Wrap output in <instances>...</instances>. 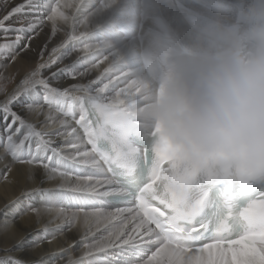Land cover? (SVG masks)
Instances as JSON below:
<instances>
[{"label": "snow or ice", "instance_id": "6c2138e0", "mask_svg": "<svg viewBox=\"0 0 264 264\" xmlns=\"http://www.w3.org/2000/svg\"><path fill=\"white\" fill-rule=\"evenodd\" d=\"M116 2L117 0H111L110 3L102 6L109 8ZM85 6L86 4L83 10L88 12ZM55 7L58 8L59 4ZM42 8L44 6L37 4L36 0H25V3L11 6L5 4L3 15H0V32H24L23 28H11L10 22L19 15L31 14L26 12V9L34 10L38 14ZM46 10L53 12L47 17L48 20L55 22L58 18L66 19L63 13H56L53 10L51 2L47 3ZM89 14L91 15L90 12ZM41 23L40 15H36L29 21L28 30L34 32ZM23 39L24 37L18 34L11 43L0 44V53L10 50L12 58L15 59L18 54L15 53V46ZM96 47L108 52V55L104 56L105 60L111 58L109 67L104 69V72L109 73L106 78L107 83L98 89H93L91 85L83 86L85 95L72 97L81 101L78 123H82L86 131L87 141L84 144L91 145L90 151L82 153L80 145H71L77 155L65 156L63 149L54 146V141L45 138L48 135L46 132L36 130L33 124L27 122L14 110L15 106L21 103V97L27 95L35 85H48L46 79H37V77L41 69L50 68L56 63L55 60L50 58L49 62L38 65L11 93L7 91L6 85L0 84V93L5 94V99L0 101V112H3L5 120L9 118L11 120L6 124L5 129L4 155L10 154L13 161L29 165L41 164L53 177L60 168L70 167V161L75 165L73 171H77L82 165H91L96 170L94 176L77 175L76 182L68 187L61 184L57 190L28 191L24 193V201L16 203L19 205L26 201L27 208L39 213L40 209L35 208L32 203L34 196L39 193L45 204L74 205L78 209L70 214L63 208L59 209L58 214L66 217L68 226L80 222L82 218L83 224L87 227L93 217L97 219V225L101 221L109 225L105 229L108 231L107 236L94 238L93 243L85 245L86 250L82 257L87 258L86 260L70 258L68 264H130L129 258H135L137 264H264V192H260L239 210V216L246 222L242 230H234L229 222L234 214L231 203L228 204L227 216L214 228L211 221L200 219L210 195L205 193L191 208L194 219L187 230L176 229L180 234L178 239L187 243L180 248L170 246L171 241L161 239L160 230L152 222L153 210L159 200L160 184L157 168L159 158L153 153L147 140L138 138L133 123L130 105L136 99L135 76L120 64L119 55L110 50L107 42L101 41ZM115 73L118 75H114ZM120 84L125 86L119 87L116 91ZM109 85H112L111 91H114L115 95L105 97L102 94L109 89ZM66 97H68L66 90L61 92L50 88L49 94L44 99L49 105L59 106ZM26 107L33 113L40 111L32 104ZM49 118L54 119L51 115ZM60 123L65 124L66 121L61 120ZM13 125L18 126L13 130ZM24 128L27 132L17 142L15 137ZM75 131L73 128L72 132ZM33 137L37 138L35 150L33 151L29 145L28 150L25 151V142ZM53 156L57 157L56 167L50 168L49 163L45 161L52 162ZM8 170L10 171L11 168L8 167ZM58 174L63 177L69 175L65 172ZM232 199L233 197H229V201ZM117 204L125 206L117 207ZM107 208L115 210L107 212L105 211ZM47 210L51 211V209ZM181 211L183 212L184 209L182 208ZM15 215L16 213L12 214L13 217ZM133 222H135L134 226L130 231H126L128 225ZM11 226V218L5 219L0 222V231L6 233ZM60 230V228L46 227L42 229L40 240H45L53 232ZM85 235L87 236L88 233ZM109 250L112 255H109ZM0 264H26V262L15 258H4L0 259ZM29 264H43V261L29 262Z\"/></svg>", "mask_w": 264, "mask_h": 264}, {"label": "bare ground", "instance_id": "6f19581e", "mask_svg": "<svg viewBox=\"0 0 264 264\" xmlns=\"http://www.w3.org/2000/svg\"><path fill=\"white\" fill-rule=\"evenodd\" d=\"M49 2L52 3L53 10L56 13H63V17L66 19L58 18L55 22L46 20L45 17L53 14L51 11H44ZM110 2L111 0H36L37 4L44 6L40 13L37 14L34 10L26 9L25 11L31 14L19 15L10 22L11 28H23L24 32L11 31L9 34L0 32V36L2 34L7 38L8 42L6 43H11L18 34L24 37L15 46V53H18V56L5 75L8 80L16 81L11 91L9 90L10 93L38 65L49 62L50 58L57 62L52 64L48 71L45 68L41 69V74L37 77V79H46L48 85H35L30 91L33 96L30 97L29 93L22 96L21 103L17 104L14 110L27 122L33 124L36 130L46 132L47 139L54 141V146L63 149L67 157L77 155L71 145H80L82 153L91 150L90 144H84L87 141L86 131L80 129L79 126L82 124L78 123L81 115V101L72 99V97L85 95L83 86L91 85L93 89H98L107 83L106 78L109 73L104 72V69L109 67L111 58L105 60L104 56L97 55L103 48L96 47V45H99L101 41L107 42L110 50L121 58L119 62L124 68L135 77L155 82L157 79L148 74L152 63H149L143 56L146 41L163 40L177 47L181 44L197 43L199 30L211 25L217 14L224 17L226 26L234 24L242 11L252 10L254 0H117L109 8L102 6V4ZM22 3H25V0H1L0 15H3L5 4L11 6ZM56 4H59L58 8L55 7ZM85 4V10L88 12L83 10ZM177 5L179 6L177 7ZM36 15H40L42 23L34 32L29 31V21L33 20ZM157 16L163 19L167 30L155 34L154 26H158L160 23ZM142 17L144 28L140 38L134 35L126 37L123 33L121 34L120 28H124L128 32L136 30L135 25H138L139 19ZM78 25L79 27H77ZM32 35L35 38H32ZM74 37H78L79 43L85 45L73 51V45L71 46L72 43L69 44L68 41ZM90 41L94 42L89 44ZM51 55L53 56L51 57ZM94 56L95 63L91 62L94 61L92 60ZM6 57L11 58V56ZM86 64L90 65L88 69L85 67ZM64 69H68V71H63ZM114 75H118V73ZM41 86H43L42 88H55L61 92L66 90L70 93L67 99H71V103L74 102L73 105L69 104L68 109L62 113L61 105L58 107L49 105L44 98L36 95V92L41 90ZM124 86V84H120L116 91L119 90V87ZM111 89L112 85H109V89H106L102 95L105 97L114 96L115 92ZM4 99L5 97H2L0 101ZM38 99L40 101H37ZM28 104L38 107L40 111L38 113L30 112L26 107ZM66 104L64 103L62 106L67 107ZM50 115L54 119H50ZM61 120L66 123L61 124ZM10 122V118L5 120L3 112H0V222L9 218L12 220V226L6 233L0 231V259L15 258L25 261L26 264L41 260L43 264H68L70 258L73 260L84 258L82 254L86 250L85 245L93 243L94 238L100 239L107 236L108 231L105 229L109 225L103 221L97 225V219L93 217L87 227L83 224L82 218L80 222H74L68 226L66 217L58 214L59 209L63 208L69 214L78 211V209L74 205L45 204L39 193L34 196L32 201L33 206L40 209L39 213L27 208L26 201L19 205L16 203L24 201V193L28 191L35 189L57 190L61 184L66 187L71 186L76 182L77 172L73 171L75 165L70 161V167L58 170V173H68L67 177L58 173L53 177L41 164L29 165L13 161L10 154L4 155V147L1 148V146L5 140L6 124ZM17 126L13 125V130ZM73 128L77 130L74 133L72 132ZM26 132V128L21 129L18 135L23 138ZM58 133L60 134L58 135ZM25 143V147L30 145L32 148L36 145L37 138L33 137ZM25 159H27L26 156ZM56 159L57 157L53 156L52 162H45L49 163L50 168L56 167ZM6 165L11 168L10 171ZM79 169L82 172L80 176L96 174V170L91 165H82ZM5 175H7V179H5ZM47 209H51V211ZM114 210L105 211L112 212ZM85 211H92V209H85ZM13 213H16L14 217ZM134 224L135 222L129 224L126 231H130ZM46 227L49 229L60 228L61 230L53 232L45 240H40L42 229ZM86 233H88L87 236ZM17 249H22L20 255L19 253L14 255ZM109 255H112L111 250H109ZM129 260L130 264H137L135 258H129Z\"/></svg>", "mask_w": 264, "mask_h": 264}, {"label": "clouds", "instance_id": "9594fccd", "mask_svg": "<svg viewBox=\"0 0 264 264\" xmlns=\"http://www.w3.org/2000/svg\"><path fill=\"white\" fill-rule=\"evenodd\" d=\"M197 41H146L144 58L162 72L155 82L135 77L130 105L138 138L159 158L152 222L180 248L176 229L187 230L205 193L219 187L229 201L264 182V10L227 26L217 14Z\"/></svg>", "mask_w": 264, "mask_h": 264}, {"label": "rangeland", "instance_id": "374dc122", "mask_svg": "<svg viewBox=\"0 0 264 264\" xmlns=\"http://www.w3.org/2000/svg\"><path fill=\"white\" fill-rule=\"evenodd\" d=\"M1 1V0H0ZM179 5H177V7H178ZM96 7V6H95ZM44 11H47L46 9L44 10ZM90 12V11H89ZM0 13H1V7H0ZM45 15H47V13H45ZM46 18V20H48V18L47 17H45ZM157 20H159L160 21V23H159V25L158 26H154L155 28H156V32H155V34L156 33H158V32H162V31H166L167 30V26L164 24V21H163V19L161 18V17H158L157 16ZM77 27H79V25L77 26ZM76 28V27H75ZM63 31H64V29H63ZM7 34H9V32H7ZM13 34V33H12ZM35 38V36L34 35H32V38ZM5 38V39H4ZM2 39V40H1ZM4 39V40H3ZM77 39H79L78 37H74V38H72L70 41H68V43L70 44V43H72L71 44V46L73 47L72 48V50L74 51L75 49H79L80 47H82L83 45H85V44H80L79 43V41L80 40H77ZM164 39H165V37H164ZM6 42H8L7 41V38L6 37H4V35H2L1 34V36H0V44H3V43H6ZM94 41H90V42H88L89 44L90 43H93ZM50 53V52H49ZM102 53V54H101ZM52 54V53H51ZM54 55H56L55 53H53ZM97 55H99L100 57H103V56H105V55H108V52L106 51V50H104V49H102L101 51H100V53L99 54H97ZM6 56H11V58H7ZM18 56V54L15 56V59H16V57ZM53 55H51V57H52ZM0 57H2V58H0V77H2L3 79H0V84H4V85H6V87H7V91L9 92V90L11 91V89L13 88V86H14V84H15V82L16 81H14L13 79L12 80H8V77H6L5 75H6V72H7V70H9V68L12 66V64H13V62H14V60L15 59H13L12 58V55L10 54V51L9 50H5L3 53H0ZM53 60V59H52ZM92 60H94V61H91V62H93V63H95L96 61V59H95V56L93 57V59ZM57 63V62H56ZM55 63V64H56ZM85 67L88 69L89 67H90V65L89 64H86L85 65ZM50 68H45V70H49ZM41 74V73H40ZM67 77V76H66ZM41 85H43V84H41ZM101 85V84H100ZM43 86H45V85H43ZM43 86H41V92L39 91V92H36V95H39V96H41L42 98H45V96L46 95H48L49 94V89L50 88H48V87H45V88H42ZM32 90V89H31ZM48 92V93H47ZM10 93V92H9ZM69 94L70 93H68V96H69ZM29 95H30V97L31 96H33V94L32 93H30L29 92ZM2 97H5V94L4 93H0V98H2ZM40 98V97H39ZM68 97H66L65 98V100H64V102L61 104V107H62V113L65 111V109H68V105L69 104H72L73 105V103H71V99H67ZM41 99V98H40ZM40 99H38L37 101H40ZM66 101H68L67 102V104H66ZM66 104L67 105V107H65V106H62L63 104ZM58 107V106H57ZM73 107H75V106H73ZM75 129V128H74ZM76 130V129H75ZM77 131V130H76ZM6 136V135H5ZM22 137H20V135H18L17 137H15V139H16V141L17 142H19V140L21 139ZM46 139L48 138V137H45ZM5 139V138H4ZM5 146V140H4V142H3V144H2V146H1V148H3ZM25 146H26V143H25ZM25 149H28V147H25ZM33 151L35 150V145L34 146H32V148H31ZM26 151V150H25ZM9 203H11V202H9ZM20 250V251H19ZM21 251H22V249H17V251L15 252V254L14 255H18V253H19V255L21 254ZM2 259V258H1ZM27 264H29V263H27Z\"/></svg>", "mask_w": 264, "mask_h": 264}]
</instances>
